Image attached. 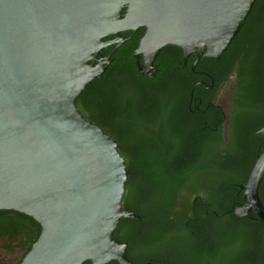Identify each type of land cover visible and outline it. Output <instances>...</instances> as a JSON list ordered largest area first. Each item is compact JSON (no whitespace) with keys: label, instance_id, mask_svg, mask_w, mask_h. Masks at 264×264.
<instances>
[{"label":"water","instance_id":"obj_1","mask_svg":"<svg viewBox=\"0 0 264 264\" xmlns=\"http://www.w3.org/2000/svg\"><path fill=\"white\" fill-rule=\"evenodd\" d=\"M254 2L0 0V209L23 212L41 227L18 264H132L126 242L113 235L121 218L140 219L122 206L126 160L77 97L111 62L124 41L120 31L145 28L135 49L141 75L154 76L153 62L168 44L185 61L194 53L193 69L201 56L219 59ZM233 82L219 98H230ZM263 173L264 150L244 182L239 216L254 211L264 222Z\"/></svg>","mask_w":264,"mask_h":264},{"label":"trees","instance_id":"obj_2","mask_svg":"<svg viewBox=\"0 0 264 264\" xmlns=\"http://www.w3.org/2000/svg\"><path fill=\"white\" fill-rule=\"evenodd\" d=\"M135 46L136 42L128 41L111 54V62L105 71L83 89L77 97V105L88 119L98 123L106 132L108 129L95 120L93 112L98 105L110 108L113 115L111 122L121 129L117 134L108 133L118 141L130 172L122 206L133 208L142 220L121 218L114 237L135 246L133 255L138 259L155 258L154 264H174L171 255L162 258L158 253L169 254L167 251L174 249L167 233L182 228L191 195L194 192L210 195L216 185L219 187L215 183L217 181H242L249 169L240 170L230 163L221 167L217 163L219 158L209 155L208 146L212 145L207 136H197L193 150L187 151L188 139L178 127L174 111L176 103L187 99L190 92V87L180 86L174 77V69L179 66L174 52L179 48L165 45L154 61L158 70L150 77L140 75L135 66L131 56ZM111 48L105 47L101 54L108 55ZM209 62L213 63L211 66L217 73L222 72L221 75L214 72L215 87L228 77H235L237 90L234 98L241 110L238 116H252L255 127L250 135L264 138V135L254 131L264 122V0H255L220 59L201 57L196 68L209 69ZM205 90L203 87L198 93L196 89L194 95L202 99L214 97L211 92L204 93ZM128 143L135 144L139 149L133 153L126 152ZM231 150H236L234 144ZM231 154L236 158V151ZM197 173L205 174L202 181L196 179ZM230 183L233 182H228L227 187L231 186ZM233 194L236 195L235 192ZM242 194L241 191L237 199H242ZM139 197L136 209L134 203ZM249 226L244 224V227ZM40 230V224L31 216L13 209H0L1 249L11 256L9 264L21 261ZM238 243L237 240L236 245ZM242 244H245L244 239ZM236 245L233 242L230 249V245L222 246L224 250L218 263L207 256L202 246L184 245L178 250L185 261L183 264H230L229 255L236 250ZM17 251L20 253L13 256ZM83 264H89V261ZM106 264L119 263L112 260Z\"/></svg>","mask_w":264,"mask_h":264},{"label":"flooded vegetation","instance_id":"obj_3","mask_svg":"<svg viewBox=\"0 0 264 264\" xmlns=\"http://www.w3.org/2000/svg\"><path fill=\"white\" fill-rule=\"evenodd\" d=\"M144 31V27H139L136 30L120 31V35L124 40L120 45L128 41L136 42V46L134 47L131 56L134 58L135 66L138 71L139 69L137 65L138 63L142 64V55H138L137 58L135 55V49L140 38L144 34ZM114 37L115 35H108L105 36L104 39L108 40ZM106 47H112V45ZM178 48V51L174 52L175 55L173 54L177 66L179 65L174 69V77L177 79L180 86L190 87V92L188 93L187 99L185 98L183 101L181 100L176 103L174 111L178 127L183 130L188 139V141H186L187 151L191 152L193 150L196 139L198 138L197 136H207L211 139L212 145L208 146V152H211L209 155L212 154L215 158H219L217 163H219L221 167L230 163L231 165L240 168V170L249 169L250 172L256 158L264 150V138L250 135L252 128L255 127L252 116H238L240 115L241 110L237 107L238 101L234 98L237 90L236 80H234L231 90L229 91L230 98H219L221 91L225 90L224 87L231 76L215 87L213 75H221L222 72L217 73L211 66L213 65L212 62H209V69L206 68L205 70L196 68L201 57H208L201 56L192 69L191 62L194 59L195 54L191 53L188 55L185 61L181 48ZM179 58H181V61ZM154 65L155 69H152V71L158 70V65ZM203 87L207 90H205L204 93L211 92L214 97L202 99L200 96L194 95L196 89L198 93H201ZM93 115L97 122L103 123L109 133L113 132L117 134L121 132L120 127L111 122L113 115L110 108H102L98 105L95 108ZM259 127H264V122L259 125ZM260 128H255V133L258 135H264V133L257 132ZM232 144H234L236 148L234 151L231 150ZM137 149H139V147L133 143H128L125 146V151L128 153H133ZM235 151L237 152L236 158L231 154ZM248 174L242 181L215 182L219 184V187L215 184L216 188H214V191H212L210 195L201 192H194L190 197L191 202L189 210L186 212L185 220L182 221V228H175L171 233H167V235L170 234L171 245H173L172 247L174 249H169V251H167L169 254H162L161 252L158 254L162 258L163 256L168 257L171 255L174 264H183L185 261L181 259L182 257L178 250L179 246L185 245L186 247L194 248H196V246H202L206 250L207 256L210 259H213L215 263H218V259L220 258L219 255L224 250L222 246L227 247L230 245V249L233 242L236 245L238 240L239 243L236 245V250H231L232 252L229 255L230 264H264V222L259 219L254 211H252L250 217L239 216L235 212L236 207L246 202L244 182L246 181ZM228 182L233 183H230L231 186L227 187ZM226 190H228V192H226ZM241 191L243 193L242 199L241 197L237 199V196ZM233 192H235L236 195H234ZM258 193L259 198L264 205V173L259 184ZM139 203L140 197L137 202L135 201L134 203L136 209L138 208ZM175 207L178 208L177 205ZM130 210L135 212L133 208H130ZM138 220H142L141 215ZM244 224H250V226L244 227ZM243 239L245 240V244H242ZM123 242H126V255L132 264H145L148 262L149 264H154L153 259L155 258H148L146 260L136 258L133 255V253H135V246H129L128 241ZM158 259L160 260L161 258Z\"/></svg>","mask_w":264,"mask_h":264},{"label":"rangeland","instance_id":"obj_4","mask_svg":"<svg viewBox=\"0 0 264 264\" xmlns=\"http://www.w3.org/2000/svg\"><path fill=\"white\" fill-rule=\"evenodd\" d=\"M234 81V76H231L230 77V79H229V81H228V83L229 82H233ZM227 83V84H228ZM226 84V85H227ZM223 91V90H222ZM222 91H221V93H222ZM221 93H220V95H221ZM220 97V96H219ZM1 244H2V242H0V264H9L10 263V258H11V256L10 255H8V254H5L4 253V251L1 249ZM20 252L19 251H17V252H15L14 254H13V256H16V255H18Z\"/></svg>","mask_w":264,"mask_h":264}]
</instances>
